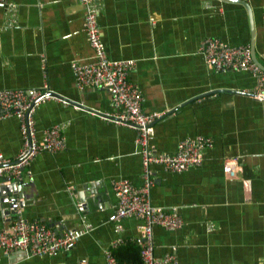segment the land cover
Segmentation results:
<instances>
[{"label":"crops","instance_id":"0c3cea01","mask_svg":"<svg viewBox=\"0 0 264 264\" xmlns=\"http://www.w3.org/2000/svg\"><path fill=\"white\" fill-rule=\"evenodd\" d=\"M10 1V11L0 5V89L29 91L46 83L91 109L55 96L38 106L37 138L58 125L65 147L33 158L15 204L24 219L58 232L91 229L54 256L0 250V264H107L106 250L125 261L143 220L114 222L112 180L142 185L141 147L133 128L106 117L115 110L106 89L76 86L71 63L94 56L83 30L84 8L78 0ZM95 1L107 55L134 60L128 78L141 93L142 110L164 112L153 124L155 151L174 153L181 139L195 135L213 142L199 166L173 172L152 165L151 203L183 220L175 230L153 227L155 255L172 252L176 264H264V98L249 93L258 83L250 71H215L199 50L205 37L250 46L252 22L254 54L264 67V0H242L250 14L229 0ZM21 145L19 119H1L0 153L13 160ZM228 157L238 161L235 178L223 171ZM2 177L1 187L7 184ZM2 204L0 227L9 208ZM118 238L122 242L112 246Z\"/></svg>","mask_w":264,"mask_h":264},{"label":"built area","instance_id":"2783aa9c","mask_svg":"<svg viewBox=\"0 0 264 264\" xmlns=\"http://www.w3.org/2000/svg\"><path fill=\"white\" fill-rule=\"evenodd\" d=\"M78 1L84 8L83 30L94 56L90 62L71 63L76 86L78 89L88 86L106 89L115 109L112 113H105L106 117L133 128L136 131L135 142L141 147L142 185L135 187L125 178L112 180V189L116 196L114 222L119 223L124 217L143 220L140 233L134 239L139 248L142 264H176V257L172 252L165 253L162 257L154 253L153 227L159 225L167 230H175L182 226L183 220L176 212L162 210L151 203L149 196L153 186L152 165H161L164 169L173 172L199 166L204 151L211 148L213 142L208 137L195 135L181 139L174 153L155 151L151 144L153 124L164 115V112L142 110L141 93L128 78L129 72L135 65L134 60L112 59L107 55L98 23L96 1ZM0 5L7 11L14 9L10 0H0ZM199 50L207 65L215 71H250L257 78L258 83L249 93L256 99L264 98V71L254 62L248 44L230 45L217 37H205L200 41ZM49 92L46 83L29 91L0 89V120L17 117L22 136V145L15 159L5 158L0 153V176L10 178L15 183L18 193L23 179L31 175L30 164L36 155L43 151L55 153L65 147L58 125L46 128L42 138L38 139L36 136L34 113L41 103L53 97ZM238 167L236 158L228 157L224 160L223 171L229 178L237 176ZM17 196L18 194L15 195L13 206L8 208L15 211L16 216L11 218L8 209L4 211L5 223L0 227V250L6 256L14 251H20L25 257L54 256L76 243L91 229L89 225H85L65 228L58 232L45 223L26 220L15 204ZM115 229L120 231L121 226L117 224ZM121 242L122 239L118 238L112 246ZM171 248L175 250L176 246L172 245ZM105 253L107 264H131L117 261L110 250H106Z\"/></svg>","mask_w":264,"mask_h":264},{"label":"water","instance_id":"95a60500","mask_svg":"<svg viewBox=\"0 0 264 264\" xmlns=\"http://www.w3.org/2000/svg\"><path fill=\"white\" fill-rule=\"evenodd\" d=\"M229 1L239 2V3L243 4L247 8V10H248V12L250 14V12H251L250 11V7H249L248 3H246L245 1H242V0H229ZM250 26H251V36H252L251 37V43H250L251 55H252V58H253L254 62L264 71V67L258 62V60L256 59V56L254 54V42H253V39H254V25H253L252 22H251ZM225 91H230V90L226 89ZM49 94L52 95V96H55V97H57V98H59V99H61L63 101L70 102L72 104H76L77 106H80V107H82V108H84L86 110H91L88 107H86L84 105H81V104H79V103H77L75 101H72L70 99H67L66 97H63V96H61V95H59V94H57L55 92L50 91ZM179 106H181V105H179ZM176 108L177 107L171 109L169 112H173L174 110H176ZM2 178H3L2 179V183L7 182V184L4 185L3 187L0 186V207H3V204H2L3 202H7L8 206H13L14 200H15V195L18 194V192L15 189L16 185H15L14 182H12L10 180V178H7V177H2ZM4 191H6L5 193L11 192L12 195L11 196H4ZM13 195H14V197H13Z\"/></svg>","mask_w":264,"mask_h":264},{"label":"trees","instance_id":"16d2710c","mask_svg":"<svg viewBox=\"0 0 264 264\" xmlns=\"http://www.w3.org/2000/svg\"><path fill=\"white\" fill-rule=\"evenodd\" d=\"M129 248H130V251H131L130 253H132V254H129L128 258L126 257L124 259L125 261H122V259H120L119 257H118V259L121 262H130L132 264H142L141 258H140V255H139V248L136 245L130 246ZM129 248H126V249H129Z\"/></svg>","mask_w":264,"mask_h":264}]
</instances>
